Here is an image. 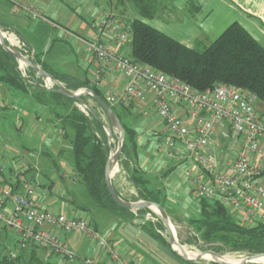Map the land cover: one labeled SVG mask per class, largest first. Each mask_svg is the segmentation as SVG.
I'll return each instance as SVG.
<instances>
[{"label": "crops", "instance_id": "0c3cea01", "mask_svg": "<svg viewBox=\"0 0 264 264\" xmlns=\"http://www.w3.org/2000/svg\"><path fill=\"white\" fill-rule=\"evenodd\" d=\"M17 1L24 6H34L43 17L35 18L30 13H25L22 9L16 8L11 0H0V25L18 33L28 43L32 54H39L41 61L49 67L81 80H90L95 56L87 50L84 41L96 36L92 23L97 21L102 13H97V16L90 20L83 17L78 20L76 15L62 9L54 10L51 6V0ZM189 1L175 0V10L166 13L165 18L144 19V21L191 48L198 45L200 47L209 45L230 24L239 22L264 46V0H198L201 10L195 20L182 13ZM110 4V9H116L113 0H110ZM123 14L124 11L121 10L120 15ZM48 15H52V17ZM107 43L114 49L126 52L128 50L129 52L125 45L112 39H107ZM124 84L123 75H120L110 65L105 75L103 91L120 92ZM27 102L29 100L12 93L7 87L0 84V118L11 117L12 114V120L15 122L17 131L24 134L26 138L25 144L15 145L16 150L13 148L15 153L12 156H0V190L4 187H10L14 190L21 188L19 185L21 181L14 180L15 168L27 162L31 169L26 173V177L29 181L38 184L36 200L42 209H51L58 213H68L81 218H84L87 213H91L90 215L93 214V217L91 216L90 219L86 220L95 229L109 237L120 250L122 256L132 259L136 264H160L118 233L117 229L123 220L112 214L101 213L103 210L94 205L92 208V205L87 206L83 202H77L74 189L81 179L73 165L72 132L69 131L66 134L58 126L59 120L55 118L50 120V117L46 115L45 108H40L38 111L28 110V112L23 113L24 115H19L20 105L26 107ZM125 107V120L138 133L136 138L139 150L138 164L146 172V175L149 177L156 176L155 170L159 169L160 172H166L165 174L168 178L170 177L171 183L179 187L187 186L186 183H192L195 175L187 173L190 170L189 162L171 159L158 151L157 145L164 135L163 125L152 102L131 101ZM175 110L180 115L184 114L180 105H176ZM0 133H4V131L0 129ZM220 142L221 140L215 138L213 147L219 156L218 158L223 160L217 153L218 147L216 148ZM225 142L224 140L222 145ZM7 150L10 151V148ZM44 158L49 161L46 162ZM234 159L229 161L233 162ZM119 167L120 163L118 164ZM120 168L122 170L117 171V167H115L112 171L115 189L122 198L134 201V197L138 193L131 198L123 193L129 188L128 184L133 187L134 191H137V188L130 180L127 171L122 166ZM71 173H74L75 177L72 183L68 184L66 178L70 177L69 174ZM54 176L60 178L54 180ZM12 208L13 203L8 201L6 210L10 211ZM148 221H152V218L145 222L135 223V225L142 229L141 225ZM127 222H135V219ZM0 228L5 227L0 226ZM54 230L64 242L77 252L78 258L66 261L57 257L61 261L59 263L54 259L56 255L40 248L32 253L30 247L20 253H23V259L29 260L37 256L49 264H86L82 259L92 257L94 264H115L111 256L97 243L92 242L89 236L65 233L59 229ZM165 238L167 237L165 236ZM136 239L168 264H179L145 236L138 234ZM5 245L6 254L10 249L16 247L17 237L13 231H11L10 237L6 235ZM180 248L185 249L184 247Z\"/></svg>", "mask_w": 264, "mask_h": 264}, {"label": "built area", "instance_id": "2783aa9c", "mask_svg": "<svg viewBox=\"0 0 264 264\" xmlns=\"http://www.w3.org/2000/svg\"><path fill=\"white\" fill-rule=\"evenodd\" d=\"M26 10L39 15L31 5H26ZM92 27L96 36L84 41L95 56L91 84L102 89L108 67L113 66L123 75L125 84L120 92L103 91L108 101L117 107L131 101L152 102L163 125L158 151L171 159L189 162L187 173L195 175V195L221 201L248 226L264 222V112L256 106L257 95L222 83L199 91L180 78L134 61L128 52L108 45L107 39L123 45L129 42L128 27L109 12L94 21ZM5 31L9 35L5 38L14 40L26 55L31 53L22 37L9 29ZM176 105L182 107L183 115L175 110ZM217 133L230 141L231 150L236 148L233 162L218 158L213 147ZM30 169L27 162L15 168L14 180L21 181L19 190H0V226L17 237V246L10 249L9 258L34 245L63 260H75L79 257L77 252L58 236L54 229H59L89 236L115 264H136L122 256L110 238L85 218L42 209L36 200L38 184L26 177ZM8 201L13 203L10 211L6 210ZM82 260L94 264L92 257Z\"/></svg>", "mask_w": 264, "mask_h": 264}, {"label": "trees", "instance_id": "16d2710c", "mask_svg": "<svg viewBox=\"0 0 264 264\" xmlns=\"http://www.w3.org/2000/svg\"><path fill=\"white\" fill-rule=\"evenodd\" d=\"M174 1L118 0V5L131 4L136 12L130 21L123 15L115 16L129 28L128 54L130 57L162 73L180 78L196 90L205 91L220 83L233 85L252 91L264 103V46L239 22L230 24L209 45L191 48L144 21V19L165 18L166 13L175 10ZM200 10V2L190 0L182 13L195 20ZM28 58L40 64L45 71L63 82L68 89L76 91L84 87L91 88L110 104L103 90L92 85L90 80H81L73 75L54 70L41 61L39 54L28 56ZM29 71L28 77L23 76L19 61L0 44V84L12 93L29 100L27 102L29 106L20 105L18 114L24 115L23 113L28 110L38 111L40 108H45L50 120L53 118L59 120L58 126L66 134L69 131L72 132L71 152L74 169L85 184L90 198L94 201V206L108 211L123 221L136 219L137 215L133 211L119 206L113 200L107 187L105 168L110 152L115 147L109 141L104 124L109 123V120L103 108L86 94L81 98L88 104V108L83 109L78 105V101L47 89L43 83L44 79L31 67ZM88 97L92 99L95 106L89 105ZM112 107L125 130L119 163L127 171L130 180L138 190L134 201L157 202L169 213L168 204L171 203V197L164 195L161 189L152 186L146 172L138 164L139 150L136 141L138 133L125 120L126 107L115 105ZM102 115L106 116V120ZM112 137L115 135L113 134ZM197 199H199L200 212L190 220V224L200 232V238L203 241H219L224 246L233 250L247 251L250 255L264 253V222L247 226L221 201L200 197ZM138 213L140 215L150 213L152 217L158 218L149 208H142ZM232 216L239 218V221L232 219ZM141 227L159 243L171 248L169 240L157 230L164 228L160 219L157 222L148 221ZM30 247L32 253L40 248L34 245ZM219 249L220 247L215 248L216 252ZM22 254L9 258L7 253L0 259V264H49L37 256L25 261Z\"/></svg>", "mask_w": 264, "mask_h": 264}, {"label": "rangeland", "instance_id": "374dc122", "mask_svg": "<svg viewBox=\"0 0 264 264\" xmlns=\"http://www.w3.org/2000/svg\"><path fill=\"white\" fill-rule=\"evenodd\" d=\"M11 1L14 3L16 8H20L23 11H25V13H28V14L30 13V15H33L31 12L26 10V5L24 6L23 4L19 3V1H17V0H11ZM113 2L115 5V8H116L114 10L110 9V7H111L110 6L111 5L110 0H51V6L54 10L62 9L68 13L76 15L78 20H80V18H82V17L85 18L86 20H90V19H92V17L97 16V13H102V15H103L107 11L110 12L115 17L116 15H120L121 10L124 11L123 16H125L126 20L130 21L134 18L136 12H135V10L131 4L118 5L117 4L118 0H113ZM104 10H107V11H104ZM102 15H100V17ZM48 16L52 17V15H48ZM33 17H35V18L43 17V15L39 12L38 16L33 15ZM115 18H117V17H115ZM2 29H3L4 35L9 36L8 34L6 35V31H5L4 26H2ZM10 31H12V30H10ZM11 33H15L18 36H20L18 33L14 32V31H12ZM129 36H130V32H129ZM9 39L6 38L7 43L16 47L17 45L14 44V40L12 41L11 39L10 40ZM125 46L127 47V49H129L128 43ZM127 52H128V50H127ZM26 56L28 57V55H26ZM29 56L30 57L33 56L32 52L29 53ZM19 68H20L23 76H25V77L29 76L30 71H29V66L27 64L19 62ZM37 75H39V74L37 73ZM43 79H44L43 83H44L45 87L46 86H50V87L55 86L50 80H46L45 78H43ZM59 82L61 84L65 85L63 82H61V81H59ZM246 90H248V89H246ZM87 100L89 102V105L95 106V104L91 98L88 97ZM78 105L80 107H82L83 109L88 108L87 103H86V105H82V104L78 103ZM256 106L258 109H260L261 111L264 112V103L262 101H260L259 98H258V101L256 103ZM46 115L49 116V113H47ZM10 116L11 117H4V118L1 117L0 118V129L4 131V133H0V156L5 155L7 157L8 156L10 157L15 153L14 152L16 150L15 145L20 146V145L26 143L25 135L20 134L17 131L16 126H15V122H14V120H12L13 115L11 114ZM102 117H103V119L106 120L105 115H102ZM14 118H15V115H14ZM16 121H17V119H16ZM118 134H119V131L114 133L115 137L111 138V141H112V144L114 145V147H117V143H118L117 135ZM219 135H218V133L216 134V138H218L219 141L221 140L220 144L218 146H216V148L218 147L217 148L218 155H220V158H222L223 160L234 159L236 156V153H237L236 148H234L232 150L230 149V145H231L230 141H226L222 145V142L224 141V139L221 137V134H219ZM157 147H158V145H157ZM7 148H10V151H8ZM44 160L46 162L49 161L47 158H44ZM120 167H121V165H120ZM120 167L117 168V171L122 170ZM155 171H156L155 172L156 176L149 177L147 175V177L150 180L151 184L155 188L161 189L163 191L164 195L171 197V200H170L171 203L168 204V206H169L168 210H169L170 214L168 212L167 213H168V216L170 217V221L173 225L174 233L176 234L178 242L187 251H193V252L200 253V252L205 251V250H211V251L216 252L215 248L220 247L219 251H217L216 253L219 254V256H225L229 259H242L243 257L250 255L247 251L233 250L232 248H230L228 246H224L219 241H215V242L203 241L200 238V232L194 226H192L190 224V220L195 218L200 212V207L198 204L199 199H197V197L195 195L193 180H192V183H186L187 186L179 187L176 184L171 183L170 177L168 178L167 175L165 174L166 172H160L159 169L155 170ZM69 175H70V177L66 178V182L68 184L72 183L73 178L75 177L74 173H71ZM55 178L58 180L60 177L57 178L54 176V180H55ZM38 180L41 181L42 178H41V180L40 179H38ZM128 185H129L128 186L129 188L123 194L126 195L128 198L129 197L131 198L132 196H135L136 193H138V190L134 191L132 189L133 187H131L130 184H128ZM71 186L74 187L73 185H71ZM130 190H132V191H130ZM74 191L76 193L75 199L77 200V202H83L87 206L92 205L91 207L93 208L94 201L90 198L88 191L86 189V186L82 181L77 182ZM103 211L101 213L110 214L106 210H103ZM90 214L91 213H87L86 215H84V218L90 219L91 216L93 217V214L92 215H90ZM154 219H156V220L154 221ZM232 219H234L235 221H239L238 220L239 218H237V217L235 218L232 216ZM152 221L157 222V221H159V219L156 217H153ZM101 228H102V225H101ZM157 230L161 234L163 232L162 235L163 236L165 235L169 240L168 232H167L165 226H164V228H161V229L158 228ZM0 234L3 236L2 237L0 235V259H1L3 257V255L6 254V252H7L6 245H5V238H6V235H9V237H10L11 230L10 229L6 230L5 228H0ZM20 253H21V251L19 252V254ZM54 259L57 260V262H59V263L61 262L57 258V256L54 257ZM192 259H195V258H192ZM25 261H27V259H25ZM198 263L199 264H211V263H216V262L214 260H206V259L202 258L198 261ZM246 264H264V261H260L259 263H255V262L251 263L250 262V263H246Z\"/></svg>", "mask_w": 264, "mask_h": 264}, {"label": "water", "instance_id": "95a60500", "mask_svg": "<svg viewBox=\"0 0 264 264\" xmlns=\"http://www.w3.org/2000/svg\"><path fill=\"white\" fill-rule=\"evenodd\" d=\"M0 44L8 53L12 54L20 63L27 64L36 73H38L40 76H42L46 80H50L55 85L54 87L46 86L47 89L54 91L56 93H59L61 95H64L66 97H69L73 100H76L78 101V103L82 105H86L85 101L81 98V96L85 94L90 95L95 101H97V103H99V105L105 111L108 117V120H109V123H106V122L104 123L105 128L109 135V141H111L113 134L119 131V134L117 135V140H118L117 147L111 150L107 164H106V168H105L106 183H107V187L109 189V192L113 200L119 206L133 211L137 215V218L135 219V222H127V221L121 222V224L119 225L117 229L118 233L128 242L134 243L135 245H137L140 249H142L144 252L149 254L154 260H156L160 264H168V263L165 262L160 257H158L156 254L152 253L141 242H139L136 239L138 234L145 236L151 242L156 244L158 248H160L163 252H165L167 255H169L179 264H196L200 259H202L201 255L195 259L189 258L182 251H178L175 248V245H179L180 247H183V246L178 242L176 234L174 233L173 225L170 221V217L168 216L166 209L161 204L154 202V201H148V200H136V201L126 200L122 198L120 194L117 192V190L115 189V186L112 181V171L115 167L118 166L119 161H120V156L122 154V149H123L125 130H124V127L116 111L112 107V105H110L100 95L96 94L91 88L84 87L76 91H72L68 89L65 85L61 84L51 74L45 71L40 64L28 58L19 48L8 44L1 25H0ZM142 208L151 209L158 216V218L162 221L163 225L165 226L168 232L171 248H168L164 246L163 244L159 243L155 238H153L145 230L140 229L135 225V223L145 222L149 220L151 217L150 213L140 215L138 211ZM200 253L201 254L211 253L214 256H219V254L211 250H205ZM261 256H264V253L251 254V255L243 257L241 261L238 263H230L227 261H219V260H214V261L219 264H246L250 262L252 263L253 262L252 260L254 258H258Z\"/></svg>", "mask_w": 264, "mask_h": 264}, {"label": "bare ground", "instance_id": "6f19581e", "mask_svg": "<svg viewBox=\"0 0 264 264\" xmlns=\"http://www.w3.org/2000/svg\"><path fill=\"white\" fill-rule=\"evenodd\" d=\"M175 248L178 251H182L189 258H197L198 256L201 255L202 258L206 259V260H219V261H227V262H230V263H238V262L241 261V259H229V258H227L225 256H214L211 253L201 254V253H198V252L187 251L186 249H181L179 247V245H175ZM252 261L255 262V263H259L260 261H264V256H261V257H258V258H254Z\"/></svg>", "mask_w": 264, "mask_h": 264}]
</instances>
